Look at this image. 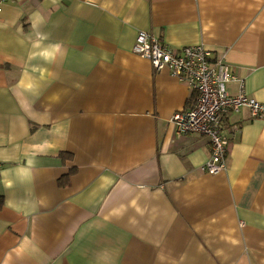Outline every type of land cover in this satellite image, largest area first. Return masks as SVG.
Segmentation results:
<instances>
[{"label":"crops","instance_id":"crops-1","mask_svg":"<svg viewBox=\"0 0 264 264\" xmlns=\"http://www.w3.org/2000/svg\"><path fill=\"white\" fill-rule=\"evenodd\" d=\"M140 31L224 57L264 104V0H7L0 264H264V120L225 117L205 173L209 140L170 124L197 94L132 53Z\"/></svg>","mask_w":264,"mask_h":264},{"label":"built area","instance_id":"built-area-1","mask_svg":"<svg viewBox=\"0 0 264 264\" xmlns=\"http://www.w3.org/2000/svg\"><path fill=\"white\" fill-rule=\"evenodd\" d=\"M7 0H0L1 6ZM132 53L146 59L156 71L166 70L191 91L197 94L195 105L175 113L171 119L181 134H193L209 140L210 158L202 167L209 175L226 170L229 138L225 133L224 118L247 110L252 119L264 120V104L248 97L243 82L236 77L224 57L214 58L202 45L174 50L148 33H137ZM237 86V93L230 95L228 84ZM231 130L238 133V128Z\"/></svg>","mask_w":264,"mask_h":264},{"label":"trees","instance_id":"trees-1","mask_svg":"<svg viewBox=\"0 0 264 264\" xmlns=\"http://www.w3.org/2000/svg\"><path fill=\"white\" fill-rule=\"evenodd\" d=\"M65 185V182H61V186Z\"/></svg>","mask_w":264,"mask_h":264}]
</instances>
